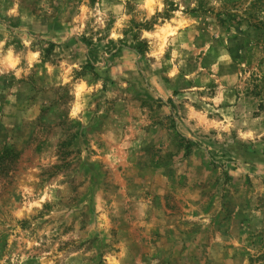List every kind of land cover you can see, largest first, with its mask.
Wrapping results in <instances>:
<instances>
[{"label": "rangeland", "instance_id": "rangeland-1", "mask_svg": "<svg viewBox=\"0 0 264 264\" xmlns=\"http://www.w3.org/2000/svg\"><path fill=\"white\" fill-rule=\"evenodd\" d=\"M142 2L0 0V264H264V0Z\"/></svg>", "mask_w": 264, "mask_h": 264}, {"label": "clouds", "instance_id": "clouds-1", "mask_svg": "<svg viewBox=\"0 0 264 264\" xmlns=\"http://www.w3.org/2000/svg\"><path fill=\"white\" fill-rule=\"evenodd\" d=\"M163 7H164V4L162 3V0H160V2H158V3L156 4V7H155V8L153 7V0H144V2L138 4V8H142V9L146 8V9H148V11H149L150 14L153 13V12L156 10V8L162 10ZM11 11H12V12H15V8H13ZM124 18H125V17H121L120 20L117 21V24H119L120 21L123 20ZM111 35H112L113 37H115V36H118L119 33H117V32L114 30V31L112 32ZM143 35H144V36H152V35H154V34L151 33V32H148V31H144V32H143ZM28 43H29V41L25 40V44H28ZM38 54H39V53H30V55H29V57H28V59H29V63H30V64H31L32 60L36 59V57L38 56ZM152 54L157 55V56L160 55V53H158V52H155V53H152ZM6 59H7L9 65H10L11 67H15V65H16L17 62H18L19 57H13L12 50L9 49V50H8V55H7ZM49 71H51V69H49ZM17 74H19V71H17ZM172 74H174V71H173V73H170V75H172ZM85 88H86V85H85L84 82L79 83V84L76 86V89H75V95H76L77 97H79V96L81 95V93L85 90ZM87 90H88V91H91L90 88L87 89ZM81 107H82V105H81L79 102H77L76 106L73 108V110H72V112H71V116H72V117H75V116L77 115V113L80 111ZM249 134H250V133H249Z\"/></svg>", "mask_w": 264, "mask_h": 264}]
</instances>
